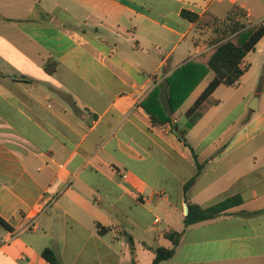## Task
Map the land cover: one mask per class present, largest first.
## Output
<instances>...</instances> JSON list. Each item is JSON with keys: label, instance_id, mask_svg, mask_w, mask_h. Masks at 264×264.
Wrapping results in <instances>:
<instances>
[{"label": "crops", "instance_id": "crops-1", "mask_svg": "<svg viewBox=\"0 0 264 264\" xmlns=\"http://www.w3.org/2000/svg\"><path fill=\"white\" fill-rule=\"evenodd\" d=\"M236 5L264 28V0H0V264H51L46 249L60 264H152L172 231L162 264H264V36L194 127L207 86L184 105L206 77L171 123L142 107L213 46L182 11L225 19ZM233 197L186 227L187 202Z\"/></svg>", "mask_w": 264, "mask_h": 264}, {"label": "trees", "instance_id": "trees-1", "mask_svg": "<svg viewBox=\"0 0 264 264\" xmlns=\"http://www.w3.org/2000/svg\"><path fill=\"white\" fill-rule=\"evenodd\" d=\"M181 16L191 23H196L198 28L207 29L216 34V38L212 41L213 46L207 52L176 70L167 79L166 87L164 89L156 88L142 103V107L153 124L171 123L172 115L183 105L206 75L213 72L215 74L214 79L185 114L187 129L194 127L212 107L219 103L214 92L220 85H238L240 78L246 71V68L241 67L243 60L255 50L257 43L264 36V28L260 25L248 26L240 21L241 18L246 17V11L237 5L232 7L225 19H221L211 12L198 15L188 10H183ZM55 68L56 64L46 66L48 73H53ZM158 95L160 96V103H156L154 99ZM172 127L177 130L178 124L175 123ZM186 129L182 130L183 134L179 137L180 139L185 136ZM195 159L197 173L184 186L185 192L195 182L203 168V164L197 161L196 156ZM241 202L240 197H233L208 208L187 202L185 225L189 227L214 219ZM0 224L9 228V225L2 219H0ZM181 236L182 233L180 232L166 233L165 237L172 242V247L156 249L152 264H162L164 261L172 259ZM42 255L51 264H60L52 250L46 249Z\"/></svg>", "mask_w": 264, "mask_h": 264}, {"label": "rangeland", "instance_id": "rangeland-1", "mask_svg": "<svg viewBox=\"0 0 264 264\" xmlns=\"http://www.w3.org/2000/svg\"><path fill=\"white\" fill-rule=\"evenodd\" d=\"M243 18H241L240 21H242ZM227 35V34H226ZM215 74L213 72H210L206 78L204 79V81L201 83V85L197 88V90L195 91V93L190 96V98H188V100L186 101L184 108L190 106L194 99L196 98L197 94H199V92L201 90H203L206 86H208V84L214 79ZM240 93H242V91H240ZM254 102V98H252V100L250 101L249 106ZM253 111L251 109H248V114L244 117V119L242 120V123H247L250 120V117L253 116ZM169 264V263H166Z\"/></svg>", "mask_w": 264, "mask_h": 264}, {"label": "water", "instance_id": "water-1", "mask_svg": "<svg viewBox=\"0 0 264 264\" xmlns=\"http://www.w3.org/2000/svg\"><path fill=\"white\" fill-rule=\"evenodd\" d=\"M251 108H252V109H255V107H254V106H251ZM181 134H182V133H180V135H181ZM184 141H185V139H184Z\"/></svg>", "mask_w": 264, "mask_h": 264}]
</instances>
